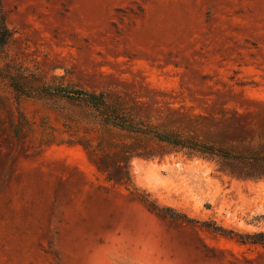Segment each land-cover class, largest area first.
Wrapping results in <instances>:
<instances>
[{
  "label": "rangeland",
  "instance_id": "obj_1",
  "mask_svg": "<svg viewBox=\"0 0 264 264\" xmlns=\"http://www.w3.org/2000/svg\"><path fill=\"white\" fill-rule=\"evenodd\" d=\"M0 5L11 31L0 48V264H95L98 252L146 264L145 250L160 264H264L263 248L234 238L264 233L259 171L120 132L53 92L103 94L149 127L264 154V0ZM129 150L150 156L130 161L132 186L107 182L100 161Z\"/></svg>",
  "mask_w": 264,
  "mask_h": 264
},
{
  "label": "trees",
  "instance_id": "obj_2",
  "mask_svg": "<svg viewBox=\"0 0 264 264\" xmlns=\"http://www.w3.org/2000/svg\"><path fill=\"white\" fill-rule=\"evenodd\" d=\"M10 38L11 31L7 27V15L3 7L0 5V48L5 46L9 42ZM11 83L13 89H19V86L13 82V80H11ZM53 92L56 95H63L68 98L85 101L99 113L101 121L105 126L128 134L150 136L160 144H164L179 151H187L189 155H199L201 157L210 158L218 157L225 160L240 162L253 168L255 171H259L257 172L259 174L254 176V179H264V154L260 152L237 157L224 150L217 149L211 145L185 137L178 132L161 131L156 128L149 127L134 120V118H132V116L121 104L108 102L103 94L96 95L78 90H54ZM23 95L27 96L28 94L23 93ZM20 118L22 122L26 121L22 114H20ZM135 157L148 159L150 156L140 155L135 153L134 150H129L114 157L115 160L118 159L121 162H112L111 158L106 155L103 157V160L100 161L98 169L105 174L107 182L128 188L132 186L129 163ZM111 168H113L114 171H111ZM153 211L162 218H168L174 221L180 219V217L175 215L169 208H154ZM230 234H233V232H230ZM235 237L237 242L241 245L259 246L264 249L263 232L244 235L234 234V238Z\"/></svg>",
  "mask_w": 264,
  "mask_h": 264
},
{
  "label": "bare ground",
  "instance_id": "obj_3",
  "mask_svg": "<svg viewBox=\"0 0 264 264\" xmlns=\"http://www.w3.org/2000/svg\"><path fill=\"white\" fill-rule=\"evenodd\" d=\"M135 244L132 243L129 239H124L119 243V249L121 251H128L132 246ZM133 253H138L137 251L133 250ZM142 259L145 261L146 264H160L158 262V259L153 255L152 252L146 251L142 252L141 255ZM95 264H113V262L110 259V256L108 254H105L104 252H98L95 256Z\"/></svg>",
  "mask_w": 264,
  "mask_h": 264
}]
</instances>
